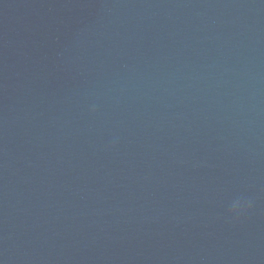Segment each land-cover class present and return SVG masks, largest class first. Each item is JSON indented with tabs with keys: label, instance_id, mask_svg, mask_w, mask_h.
Listing matches in <instances>:
<instances>
[{
	"label": "water",
	"instance_id": "95a60500",
	"mask_svg": "<svg viewBox=\"0 0 264 264\" xmlns=\"http://www.w3.org/2000/svg\"><path fill=\"white\" fill-rule=\"evenodd\" d=\"M0 264H264V0H0Z\"/></svg>",
	"mask_w": 264,
	"mask_h": 264
},
{
	"label": "clouds",
	"instance_id": "9594fccd",
	"mask_svg": "<svg viewBox=\"0 0 264 264\" xmlns=\"http://www.w3.org/2000/svg\"><path fill=\"white\" fill-rule=\"evenodd\" d=\"M246 207H251V201H248L247 203H244L241 200L237 199V200H234L232 202L230 210L232 212H239L240 210H242V209H244Z\"/></svg>",
	"mask_w": 264,
	"mask_h": 264
}]
</instances>
